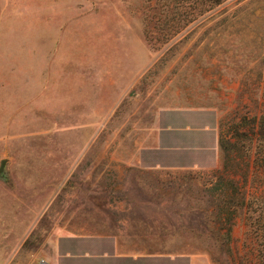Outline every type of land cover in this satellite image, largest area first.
Wrapping results in <instances>:
<instances>
[{
    "label": "rangeland",
    "instance_id": "rangeland-1",
    "mask_svg": "<svg viewBox=\"0 0 264 264\" xmlns=\"http://www.w3.org/2000/svg\"><path fill=\"white\" fill-rule=\"evenodd\" d=\"M149 7L0 0V264L51 252L74 214L104 211L91 199L116 197L153 198L145 211L167 215L178 238L221 264L257 263L264 219L252 227L249 215L264 211V0H228L182 27L150 21ZM138 92L206 94L222 112L219 163L128 171L135 110L143 125L154 106ZM222 192L247 211L221 226L225 212L208 210Z\"/></svg>",
    "mask_w": 264,
    "mask_h": 264
},
{
    "label": "crops",
    "instance_id": "crops-1",
    "mask_svg": "<svg viewBox=\"0 0 264 264\" xmlns=\"http://www.w3.org/2000/svg\"><path fill=\"white\" fill-rule=\"evenodd\" d=\"M152 101L137 114L135 137L121 161L128 171H186L215 166L220 160L221 115L206 94L137 93L134 99ZM151 105V106H152ZM139 107V106H138ZM104 201V211L85 208L58 234L51 252L30 264H221L201 249L178 238L169 217L145 211L153 198L116 197ZM78 220V221H76Z\"/></svg>",
    "mask_w": 264,
    "mask_h": 264
},
{
    "label": "trees",
    "instance_id": "trees-1",
    "mask_svg": "<svg viewBox=\"0 0 264 264\" xmlns=\"http://www.w3.org/2000/svg\"><path fill=\"white\" fill-rule=\"evenodd\" d=\"M227 1L228 0H146V2L150 4L149 9L153 10V16L150 21L158 22L159 25L162 26V28H164L165 26H169L170 22L173 23V26L178 25L181 27L188 24H193L197 22L198 19L202 17L206 12L219 7ZM228 21V18L223 19L222 23L215 24L209 31L211 32L215 30V33L213 34L215 37V35L218 33L217 30L219 29V27L223 23ZM258 135L259 141H263L264 130L260 129V133ZM220 144L222 147V140L220 141ZM258 147L260 148L261 153V150L263 149H261V147L263 146L260 144V146ZM224 194L225 193L222 192V196L219 198L220 202L215 204L212 203L211 210H208L210 211V213L218 215L220 214V212H225V215L227 216L223 219L218 216L216 220L213 221L214 225H228L234 215L238 213V211H247V204L244 200H241L240 202H235L232 200L229 201L230 198L225 199ZM253 216V214L249 215V219H252V224H250V226H259V220L262 221V219H264V211L260 212L255 218H253ZM254 233H256V231ZM226 236V238L230 236L229 226L226 230ZM254 238L258 242L259 246L261 245L263 247H260L256 252V264H264V236L256 233Z\"/></svg>",
    "mask_w": 264,
    "mask_h": 264
},
{
    "label": "water",
    "instance_id": "water-1",
    "mask_svg": "<svg viewBox=\"0 0 264 264\" xmlns=\"http://www.w3.org/2000/svg\"><path fill=\"white\" fill-rule=\"evenodd\" d=\"M6 161H7L6 159H4V160L1 161V164H0V175L4 171V166H5Z\"/></svg>",
    "mask_w": 264,
    "mask_h": 264
},
{
    "label": "built area",
    "instance_id": "built-area-1",
    "mask_svg": "<svg viewBox=\"0 0 264 264\" xmlns=\"http://www.w3.org/2000/svg\"><path fill=\"white\" fill-rule=\"evenodd\" d=\"M41 264H50V263H47V262H45V261H41Z\"/></svg>",
    "mask_w": 264,
    "mask_h": 264
}]
</instances>
